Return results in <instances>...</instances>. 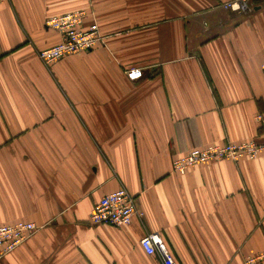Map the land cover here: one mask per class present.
Masks as SVG:
<instances>
[{
	"label": "crops",
	"instance_id": "obj_1",
	"mask_svg": "<svg viewBox=\"0 0 264 264\" xmlns=\"http://www.w3.org/2000/svg\"><path fill=\"white\" fill-rule=\"evenodd\" d=\"M6 0L0 5V226L38 231L0 264H244L264 252V156L173 171L192 148L261 142L264 0ZM82 11L104 45L45 66L49 17ZM138 68L130 81L125 70ZM125 188L129 226H90Z\"/></svg>",
	"mask_w": 264,
	"mask_h": 264
},
{
	"label": "built area",
	"instance_id": "obj_2",
	"mask_svg": "<svg viewBox=\"0 0 264 264\" xmlns=\"http://www.w3.org/2000/svg\"><path fill=\"white\" fill-rule=\"evenodd\" d=\"M6 0H0V5ZM225 9L244 11L242 0L226 3ZM86 14L82 11L49 17L45 27L56 31L60 42L50 48L40 50L37 54L39 60L48 66L51 63L69 55L86 54L93 51L98 45H104L105 38L100 35L96 23H91L84 28ZM264 74V63L260 65ZM125 75L130 81L142 78V71L138 68L125 70ZM258 123L264 125V114L256 116ZM264 156V136L261 142H244L239 144L225 143L204 148H192L185 155L175 159L172 163L173 171L184 175L186 171L196 165L209 161L239 159L255 160ZM141 214L136 209V199L125 188L101 197L94 205L88 220L90 226L108 225L123 228L130 225L132 219ZM38 231V227L31 222H16L11 225L0 226V260L12 253ZM144 253L150 257H157L161 264H176L172 254L168 251L163 240L157 233H149L139 241ZM244 264H264V252L247 256Z\"/></svg>",
	"mask_w": 264,
	"mask_h": 264
}]
</instances>
